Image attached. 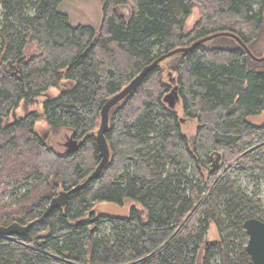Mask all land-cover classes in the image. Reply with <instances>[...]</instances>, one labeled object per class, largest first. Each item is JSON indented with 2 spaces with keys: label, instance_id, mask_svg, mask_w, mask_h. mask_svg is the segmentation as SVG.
I'll return each instance as SVG.
<instances>
[{
  "label": "trees",
  "instance_id": "trees-1",
  "mask_svg": "<svg viewBox=\"0 0 264 264\" xmlns=\"http://www.w3.org/2000/svg\"><path fill=\"white\" fill-rule=\"evenodd\" d=\"M62 1L0 0V197L20 184L27 190L15 203L0 200V227L27 226L22 236H0V264H252L242 224L264 222V205L231 175L250 174L255 186L264 180V123L249 121L264 114V62L230 37L150 71L109 112V161L99 177L43 214L98 166L100 112L112 96L159 57L210 35L234 34L252 52L264 0H101L98 28L70 25ZM194 7L200 18L187 32ZM31 42L39 53L25 58ZM164 62L175 87L162 80ZM61 82L69 87L46 97L42 114L51 130L71 131L80 142L74 153H56L33 132L36 112L3 127ZM174 88L182 118L164 102ZM180 119L196 122L193 137ZM126 200L140 206L127 217L93 211L96 202Z\"/></svg>",
  "mask_w": 264,
  "mask_h": 264
},
{
  "label": "rangeland",
  "instance_id": "rangeland-1",
  "mask_svg": "<svg viewBox=\"0 0 264 264\" xmlns=\"http://www.w3.org/2000/svg\"><path fill=\"white\" fill-rule=\"evenodd\" d=\"M102 1L101 0H63L62 4L60 5V11L68 16L69 23L72 26H92L98 28L101 22L102 17ZM200 18V11L199 8L194 7L192 10L191 15L185 22V31H189L195 22ZM2 26V10L0 8V29ZM251 50L253 54L257 57H262L264 55V27L261 29L260 34L255 40V42L251 45ZM39 53V48L36 43L31 42L26 45L23 51V55L25 58H29L30 56ZM264 66V63H262ZM164 73L162 76V80L169 83L171 86L175 87L174 85V78L175 75H171L169 77V62L163 63ZM68 88L69 83L61 82L57 88H50L45 94L38 97L32 105L27 107H23L22 104L15 110L14 116L24 117L27 112H36L38 114V120L34 124L33 132L37 134L39 137L42 135H46L45 144L48 148L53 149L56 153L64 152V144L67 142V139L72 136L71 131L67 129H59L56 131L51 130L44 122L43 114H42V107L41 103L46 99V97H55L58 95L59 91L62 88ZM175 110L182 118L181 106L180 102L178 101L175 105ZM14 116H9L7 119L4 120L3 127L7 124L13 123ZM249 121L254 125H260L264 123V114L256 117H250ZM197 124L195 121L190 119H185L182 123V132L186 135V137L191 138L195 134ZM1 131V130H0ZM17 136L22 135V132H17ZM0 138V156L2 157L1 147L2 138ZM8 163L6 164V168H8ZM237 176V182L241 185L242 188L247 189L248 192H254L257 194V197L261 199L264 205V180L255 186L254 182L250 178V174H232L231 178ZM26 187L24 184L18 185L17 190L13 192L6 193V195L1 196L0 200L3 201L1 204L3 205L4 202L15 203L16 200H20V196L26 193ZM5 190L3 187H0V194L4 193ZM132 206L140 208L138 204L133 201L126 200L124 201L123 205H117L109 202H96L93 206V211L95 215H106L109 217H127L129 211ZM207 239L210 241H215L218 239L217 230L214 225H210Z\"/></svg>",
  "mask_w": 264,
  "mask_h": 264
},
{
  "label": "water",
  "instance_id": "water-1",
  "mask_svg": "<svg viewBox=\"0 0 264 264\" xmlns=\"http://www.w3.org/2000/svg\"><path fill=\"white\" fill-rule=\"evenodd\" d=\"M218 37H230L234 39L240 47L244 50V52L250 57L251 60L254 62H264V55L262 57H256L252 54V52L249 50V48L234 34L231 33H217L214 35L207 36L205 38H202L195 43H193L191 46L186 48H178L173 51H170L169 53L159 57L157 60H155L150 65L144 67L142 71L136 75L122 90H120L118 93H116L114 96H112L102 107L100 112V124L96 135V143L98 150L100 152V162L96 169L93 171V173L86 179L85 182L77 185L73 189H71L68 192H60L56 197H54L46 211L43 214V217H46L53 209L57 207H62L69 194L78 191L82 189L88 181L95 180L99 177L101 170L105 167V165L109 161V149L108 145L106 143L104 134L106 133L108 129V121H109V112L110 110L116 106L119 102H121L124 98H126L138 85L139 83L147 76V74L152 71L159 63L162 61L176 55L179 53H186L193 50L195 47L211 41ZM179 101L178 96L176 94V88L169 93L165 98L164 102L167 103L168 107L170 109H174L176 103ZM14 116V113H13ZM185 121V119H180V123ZM46 136V135H45ZM65 150L64 153L66 154H72L74 153L80 146V142L77 140H74L73 137H69L67 139V142L63 145ZM220 167V158L219 156L213 159V162L211 164L210 172L214 173L216 172ZM242 228L247 236V244L245 247L246 253L251 259L252 264H264V222L260 221L256 218L247 219L243 222ZM27 226H20L18 224H11L7 227H0V236L11 238L14 236H22L26 233Z\"/></svg>",
  "mask_w": 264,
  "mask_h": 264
}]
</instances>
